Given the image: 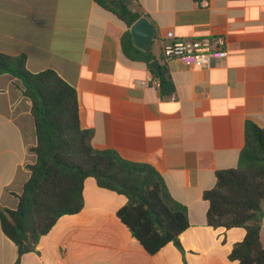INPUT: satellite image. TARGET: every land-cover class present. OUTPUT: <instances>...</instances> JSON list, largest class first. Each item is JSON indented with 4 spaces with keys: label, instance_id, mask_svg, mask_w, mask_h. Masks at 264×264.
Masks as SVG:
<instances>
[{
    "label": "crops",
    "instance_id": "0c3cea01",
    "mask_svg": "<svg viewBox=\"0 0 264 264\" xmlns=\"http://www.w3.org/2000/svg\"><path fill=\"white\" fill-rule=\"evenodd\" d=\"M156 27L152 52L166 64L175 94L161 97L142 62L127 59L123 21L97 0H0V52L24 54L33 73L56 71L77 91L80 125L93 147L153 166L170 195L188 210L179 250L170 243L150 255L117 216L127 199L84 184L80 213L61 217L20 264H239L229 255L245 229L207 225L203 193L216 172L235 168L245 122L264 127V0H129ZM222 35L227 55L209 66L164 62L161 40ZM20 81L0 75V205L16 209L36 161L31 102ZM264 212V201L262 203ZM264 247V218L260 232ZM18 250L0 226V264Z\"/></svg>",
    "mask_w": 264,
    "mask_h": 264
},
{
    "label": "trees",
    "instance_id": "16d2710c",
    "mask_svg": "<svg viewBox=\"0 0 264 264\" xmlns=\"http://www.w3.org/2000/svg\"><path fill=\"white\" fill-rule=\"evenodd\" d=\"M97 3L127 26L121 39L125 57L146 64L159 81L161 97L175 94L166 64L159 65L158 71L151 67L156 60L152 44L147 52L133 45L130 27L140 17L148 16L133 11L129 0ZM2 74L20 81L22 95L31 102L37 139L30 149L36 161L26 165L30 177L22 193L16 195L17 208L0 205L1 230L18 250L15 264L35 249L61 217L81 212L87 178H94L100 188L127 199L117 216L147 253L155 255L170 243L183 250L179 238L190 227L187 207L170 195L153 166L128 161L114 150L93 147L94 131L80 125L73 86L52 69L29 71L24 54L0 52ZM215 176V186L203 193L208 202L207 225L213 229H245L244 239L234 245L229 259L239 264H264L260 239L264 218V127L247 119L245 144L237 167L217 171Z\"/></svg>",
    "mask_w": 264,
    "mask_h": 264
},
{
    "label": "built area",
    "instance_id": "2783aa9c",
    "mask_svg": "<svg viewBox=\"0 0 264 264\" xmlns=\"http://www.w3.org/2000/svg\"><path fill=\"white\" fill-rule=\"evenodd\" d=\"M161 49L164 62L179 59L188 66H209L227 55L226 39L222 35L185 40L175 39L169 32L161 40ZM149 81L159 87L154 77H149Z\"/></svg>",
    "mask_w": 264,
    "mask_h": 264
},
{
    "label": "water",
    "instance_id": "95a60500",
    "mask_svg": "<svg viewBox=\"0 0 264 264\" xmlns=\"http://www.w3.org/2000/svg\"><path fill=\"white\" fill-rule=\"evenodd\" d=\"M130 33L133 45L140 51L147 52L150 49L156 35V27L154 23L146 16L140 17L131 27ZM154 71L159 70V62L157 60L151 63Z\"/></svg>",
    "mask_w": 264,
    "mask_h": 264
}]
</instances>
